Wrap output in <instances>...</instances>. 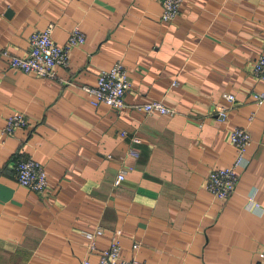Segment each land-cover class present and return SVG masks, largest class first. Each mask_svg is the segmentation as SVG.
I'll return each mask as SVG.
<instances>
[{
    "label": "crops",
    "instance_id": "crops-1",
    "mask_svg": "<svg viewBox=\"0 0 264 264\" xmlns=\"http://www.w3.org/2000/svg\"><path fill=\"white\" fill-rule=\"evenodd\" d=\"M161 13L162 0H0V264H98L118 229L122 257L145 264L262 261L264 104L250 95L264 89L253 74L264 0H184L175 19ZM51 22L60 44L77 25L86 35L69 65L52 80L12 68L10 55L26 56L31 35ZM118 60L132 83L125 107L93 106L82 86ZM225 92L236 102L220 121ZM153 101L176 113L137 108ZM14 113L29 124L4 134ZM234 126L253 140L236 190L220 200L205 185L236 156ZM17 157L45 166L44 193L18 182ZM254 191L256 211L247 207ZM97 228L90 253L84 233Z\"/></svg>",
    "mask_w": 264,
    "mask_h": 264
},
{
    "label": "built area",
    "instance_id": "built-area-1",
    "mask_svg": "<svg viewBox=\"0 0 264 264\" xmlns=\"http://www.w3.org/2000/svg\"><path fill=\"white\" fill-rule=\"evenodd\" d=\"M184 0H162L161 19L171 21L181 12V5ZM55 24L49 23L44 29L35 31L31 37V49L26 56L10 55L8 50H2L4 55H10V66L16 70L27 74H35L45 80L56 78L59 67H67L70 62V51L73 47L82 45L86 41V35L79 25L75 26L66 43H58L54 37ZM253 74L264 83V56H259L253 65ZM132 87L128 77V70L125 64L118 60L109 69L100 71L95 85H83L82 89L89 96L90 103L95 106H107L116 111H120L126 105L125 96ZM224 100L229 106H216L217 118L226 121L229 107L236 102L233 93H223ZM252 101L258 105L264 104V89L255 91L250 95ZM139 110L146 113L159 112L167 115H174L175 109L166 106L162 101H153L137 106ZM253 117L250 118L252 120ZM29 121L24 113H14L9 116L3 129V133L13 135L19 128L28 126ZM124 134V133H123ZM229 139L235 146L237 152L232 163L227 167L214 168L209 172L206 180V189L217 199L226 200L236 190L240 179L239 168L247 160L248 148L252 144V134L250 130L242 126H234L229 130ZM133 142L138 144L141 139L133 137ZM130 154L138 156L137 149H131ZM18 182L37 193H44L47 190L49 181L45 166L33 157L19 158L15 163ZM127 168H123L117 175L115 185H121L127 175ZM257 191L249 196L247 207L252 211L261 208L256 200ZM85 237L88 240V250L93 253L97 249V239L103 234L102 228L94 231H86ZM120 229L115 231V238L111 245L100 251L98 254V264H145L136 257L124 258L121 255ZM136 250L140 245H133ZM262 261L264 264V247L261 250ZM82 264H92L89 257L82 261Z\"/></svg>",
    "mask_w": 264,
    "mask_h": 264
},
{
    "label": "trees",
    "instance_id": "trees-1",
    "mask_svg": "<svg viewBox=\"0 0 264 264\" xmlns=\"http://www.w3.org/2000/svg\"><path fill=\"white\" fill-rule=\"evenodd\" d=\"M19 158H21V157H17V158H15V159H16V161H17ZM22 158H27V157H22ZM16 161H15V163H16Z\"/></svg>",
    "mask_w": 264,
    "mask_h": 264
}]
</instances>
